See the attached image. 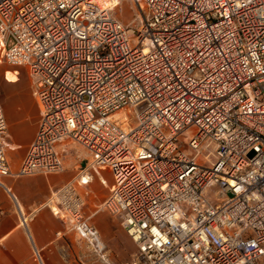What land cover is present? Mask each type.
<instances>
[{
  "label": "built area",
  "instance_id": "2783aa9c",
  "mask_svg": "<svg viewBox=\"0 0 264 264\" xmlns=\"http://www.w3.org/2000/svg\"><path fill=\"white\" fill-rule=\"evenodd\" d=\"M132 1L138 27L120 0H0V64L26 67L39 110L12 172L0 105V183L61 171L76 144L90 161L46 205L94 263L114 264L104 210L126 264H264V0ZM101 168L113 184L87 213ZM59 254L90 264L68 239Z\"/></svg>",
  "mask_w": 264,
  "mask_h": 264
},
{
  "label": "crops",
  "instance_id": "0c3cea01",
  "mask_svg": "<svg viewBox=\"0 0 264 264\" xmlns=\"http://www.w3.org/2000/svg\"><path fill=\"white\" fill-rule=\"evenodd\" d=\"M6 78L10 84L8 87L3 85L7 92L1 96L4 104L0 102V105L7 122L9 142L15 147L7 149L6 154L11 171L16 172L36 134L39 110L29 87L24 93L12 86L18 82L15 72H10ZM3 89L1 86L0 90ZM89 161L88 152L72 144L63 156L61 171L5 176L1 179L0 264H64L59 249L69 240V232L63 221L47 207L46 201L57 189L72 180ZM112 184L110 170L101 168L99 175L88 185L93 198L92 207L100 206ZM21 216L28 217L26 226L21 223ZM100 237L103 241L101 234ZM107 253L114 263L113 251L107 248Z\"/></svg>",
  "mask_w": 264,
  "mask_h": 264
},
{
  "label": "rangeland",
  "instance_id": "374dc122",
  "mask_svg": "<svg viewBox=\"0 0 264 264\" xmlns=\"http://www.w3.org/2000/svg\"><path fill=\"white\" fill-rule=\"evenodd\" d=\"M138 12L139 8L132 0H120L119 6L115 10L114 15L124 24H130L133 27H138L139 20L136 17ZM10 72H15V75L18 79V82L12 85L15 89H19V91L21 92L25 91L24 93H26V88L29 87V90L32 92L31 81L30 83H28L30 76L26 67L1 63L0 89L1 86L4 87V89L2 91L0 90V102H3L1 96H3V94L7 92V89L5 87H8V84H10V82L6 78V76ZM27 76L29 77V79L27 78ZM91 198V194L88 193L86 195V205L84 208L85 212L87 213L91 212L96 208L91 206V200L93 199ZM91 221L93 224L96 225L98 231H100V234L102 236L103 241L105 242L106 247L110 249L111 252L113 251V253L115 254V257L113 258L114 263L126 264L127 262H129L132 257V254L135 251V246L126 234V232L119 225L117 219L111 216L108 212L100 210L97 215L91 218ZM68 235L69 240L73 243L74 250L76 252H79V254L84 255L85 259H87L90 264H97L93 262V255L89 253L88 250L85 248L82 240L79 239L74 232H69Z\"/></svg>",
  "mask_w": 264,
  "mask_h": 264
}]
</instances>
